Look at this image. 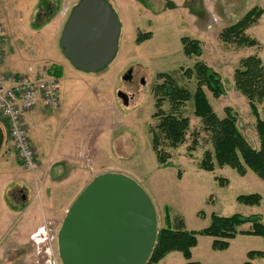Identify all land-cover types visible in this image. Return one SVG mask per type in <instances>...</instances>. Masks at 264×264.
Listing matches in <instances>:
<instances>
[{
    "label": "rangeland",
    "instance_id": "rangeland-1",
    "mask_svg": "<svg viewBox=\"0 0 264 264\" xmlns=\"http://www.w3.org/2000/svg\"><path fill=\"white\" fill-rule=\"evenodd\" d=\"M80 1L0 0V18L5 30L3 73L10 70L24 75L30 68L42 70L43 67L48 71L53 61L63 66L64 74L59 79L60 107L50 110L39 103L35 122L29 128L38 155L40 146L64 153L58 160L63 164L45 165L47 178L53 174L60 180L70 178L73 182L67 192L59 189L57 197L51 193L42 195L50 202L53 221L33 234L39 233L38 242L32 240L33 235L27 241L20 235L15 242L5 243L6 255L0 258V264H62L58 234L70 203L79 189L103 174L127 176L145 191L157 213L158 231L166 227L167 209L173 221L181 218L191 232L210 227L213 215H257L264 224V181L254 172L241 176L230 167H216L213 172L199 168L205 152L212 151V144L201 120L194 115L192 102L176 112L190 120L182 146L171 149L159 134L161 149L169 155V166L165 168L157 162L152 148V133L159 123L154 116L158 112L155 90L164 82L158 75L169 74L178 87L193 93L197 80L195 77L189 80L184 72L200 61L215 70L225 86V95L218 99L206 91L217 116L225 118V109L230 108L243 135L259 148L256 119L248 100L235 88L234 72L240 60L250 56L257 55L264 65V15L247 33L258 40L259 46L239 48L225 44L220 33L252 9L264 10V0H107L119 18L121 34L116 58L99 73L76 69L60 47L63 28ZM147 34L150 37L145 39L143 35ZM139 38L141 42H137ZM183 38L198 40L202 56L187 57ZM129 70H132L131 80L124 81ZM142 79L144 83H140ZM118 92L131 98L129 105L123 104ZM258 109L263 114L264 99ZM162 110L165 114L174 112L168 101ZM194 142L197 147L192 151ZM39 167L40 164L33 171L24 170L32 177L33 185ZM17 168L21 170L19 165ZM78 179H81L79 185ZM15 186L20 183L17 181ZM27 191L33 195L36 190L28 186ZM252 194L261 195L259 205L250 206L238 200ZM14 197L16 204L22 203L17 192ZM62 204L65 207H60ZM239 229L247 231L250 225ZM213 242L212 237L199 236L192 250V261L245 264L250 261V252H264V239L260 236L239 233L223 251L214 250ZM186 263L182 253L172 252L158 264ZM251 263L264 264V257Z\"/></svg>",
    "mask_w": 264,
    "mask_h": 264
},
{
    "label": "trees",
    "instance_id": "trees-1",
    "mask_svg": "<svg viewBox=\"0 0 264 264\" xmlns=\"http://www.w3.org/2000/svg\"><path fill=\"white\" fill-rule=\"evenodd\" d=\"M264 10L256 7L249 11L236 24L225 28L220 33V39L225 44L242 47L259 46V42L248 36L247 31L258 25ZM145 39L150 34L143 35ZM142 37V38H143ZM139 38L137 42H141ZM183 52L187 57L199 58L202 56L201 43L198 40L182 39ZM50 74L57 79L63 77V70L53 67ZM184 75L191 80L196 78V89L189 90L178 87L169 74H159L163 79L162 85L155 90L156 108L154 115L159 119L156 130L152 133V148L157 162L162 167L169 166V155L161 149V134L171 149H177L186 142V135L190 128V120L177 115L176 112L184 104L193 103L194 115L202 122L203 129L210 136L212 151H206L199 168L213 172L216 167H230L239 175L245 176L249 171L254 172L264 181V111L260 113L258 104L264 99V65L262 59L256 56L241 59L234 72L235 88L248 100L250 109L256 119L255 132L259 140V148H255L243 135L238 126L237 116L230 108L225 109L226 117L220 119L215 113L206 91L218 99L225 95L226 90L221 76L203 62H197L193 69H187ZM165 101L171 105V114H165L162 106ZM197 143L190 149L195 151ZM238 200L246 205H259L262 197L259 194L240 196ZM166 227L158 231L153 253L147 264H158L168 254L180 252L187 261L186 264H199L192 261V250L197 246L199 236L214 238L213 249L223 251L229 248L230 241L239 233L260 236L264 239V224L260 217H245L235 214L229 217L213 215L210 227L200 232H191L181 218L172 220L170 210H166ZM250 225L247 231H240L244 225ZM250 259L245 264H252L251 260L264 257V252L256 251L248 254Z\"/></svg>",
    "mask_w": 264,
    "mask_h": 264
},
{
    "label": "water",
    "instance_id": "water-1",
    "mask_svg": "<svg viewBox=\"0 0 264 264\" xmlns=\"http://www.w3.org/2000/svg\"><path fill=\"white\" fill-rule=\"evenodd\" d=\"M121 24L107 0H81L63 28L60 47L76 69L99 73L116 58ZM132 70L123 77L130 81ZM124 105L129 97L118 92ZM3 133L0 128V149ZM158 235L155 207L121 174L92 180L67 211L58 234L62 264H147Z\"/></svg>",
    "mask_w": 264,
    "mask_h": 264
},
{
    "label": "crops",
    "instance_id": "crops-1",
    "mask_svg": "<svg viewBox=\"0 0 264 264\" xmlns=\"http://www.w3.org/2000/svg\"><path fill=\"white\" fill-rule=\"evenodd\" d=\"M57 16L53 19H56ZM210 23L211 22H209L208 25H210ZM4 59L1 65V70L3 69ZM52 63L53 65L48 69V73H50L53 67H59L62 68L64 74L63 66H61L58 62L53 61ZM4 74H18V72L9 70L8 73ZM39 103L42 104V102ZM36 108L25 117L28 127L35 122L34 114L36 112ZM0 128L3 133V143L0 149V258H5V243L15 242V238L20 235H23L27 241L28 236L31 237L36 231L44 228L47 222L53 221L52 214H50L53 212L52 209H50V202L46 200V197L43 198L42 195L51 193V195L57 197L59 189L62 190V192L66 191L70 185H73V182L70 181V178H63L60 180L53 174H49L47 178L46 171L44 169L45 165L58 166L59 164H63V162L58 160L59 157H64V153L56 148L46 150L43 146H40L39 155L37 154L38 164H40V167L39 171L35 173V182L33 185L31 179L32 177L25 173V169L17 159L16 151L10 138V124L8 120L2 117L1 114ZM52 150H58V152H53ZM16 164L19 165L22 171L17 168ZM17 181L20 183V186L18 187L15 186ZM80 181L81 179H78L77 185H79ZM87 185L85 184L82 187L83 189L81 188L77 191V194L71 201L70 205L73 204ZM28 186L35 188L36 191L33 195H30L27 191ZM72 189L73 188L70 190ZM15 192H17L21 197L22 203L19 205L15 203ZM60 207L65 206L62 204Z\"/></svg>",
    "mask_w": 264,
    "mask_h": 264
},
{
    "label": "built area",
    "instance_id": "built-area-1",
    "mask_svg": "<svg viewBox=\"0 0 264 264\" xmlns=\"http://www.w3.org/2000/svg\"><path fill=\"white\" fill-rule=\"evenodd\" d=\"M4 35L0 18V114L10 124V138L18 161L25 170L33 171L38 167V157L25 117L39 102L50 110L60 107L59 80L49 75L46 69L30 68L24 75L4 74L1 71L5 54ZM38 236L39 233L33 235L32 240L38 242Z\"/></svg>",
    "mask_w": 264,
    "mask_h": 264
},
{
    "label": "flooded vegetation",
    "instance_id": "flooded-vegetation-1",
    "mask_svg": "<svg viewBox=\"0 0 264 264\" xmlns=\"http://www.w3.org/2000/svg\"><path fill=\"white\" fill-rule=\"evenodd\" d=\"M140 83H144V79H142L141 81H140ZM131 98H129V100H130Z\"/></svg>",
    "mask_w": 264,
    "mask_h": 264
}]
</instances>
